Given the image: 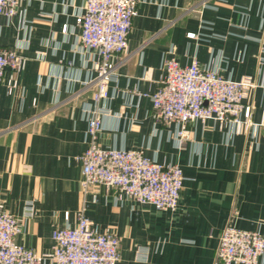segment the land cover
Returning a JSON list of instances; mask_svg holds the SVG:
<instances>
[{
  "label": "crops",
  "instance_id": "crops-1",
  "mask_svg": "<svg viewBox=\"0 0 264 264\" xmlns=\"http://www.w3.org/2000/svg\"><path fill=\"white\" fill-rule=\"evenodd\" d=\"M84 3L25 0L20 31L16 16L0 15V46L24 57L21 70L7 69L0 84V207L20 219L17 240L39 253L51 250L52 232L66 224L65 213L74 224L85 202L87 216L120 237L118 264H223L216 249L225 226L264 234V129L192 121L180 138L179 127L159 117L149 94L168 57L184 65L196 59L225 78L251 76L243 103L251 106V122L260 123L264 0L138 2L97 142L179 164L186 179L174 210L119 197L116 188L92 187L86 195L81 188L97 60L79 43L76 15ZM14 77L18 85L8 92Z\"/></svg>",
  "mask_w": 264,
  "mask_h": 264
},
{
  "label": "built area",
  "instance_id": "built-area-1",
  "mask_svg": "<svg viewBox=\"0 0 264 264\" xmlns=\"http://www.w3.org/2000/svg\"><path fill=\"white\" fill-rule=\"evenodd\" d=\"M24 1L0 0V15L16 16L19 31L26 24ZM138 2L85 0L76 15L81 47L97 54L94 106L89 109L88 146L81 155L80 184L85 195L92 187L105 186L116 188L119 197L126 196L158 210H174L186 179L179 164L159 162L147 157L141 149L100 146L97 142L103 116L110 112L104 101L110 95L109 85L117 79L118 61L128 51ZM23 63L24 57L15 49L0 46V84L7 69L18 73ZM164 71L157 89L149 96L159 117L179 127L180 138L185 136V125L192 121L213 120L221 126L238 127L248 123L253 133L264 129V117L260 123H252L251 106L243 103L245 90L253 84L251 76L239 80L225 78L217 68L202 67L196 59L184 65L174 56L164 61ZM17 85L16 77L11 78L7 82L8 92ZM85 205L84 202L77 212L74 224L69 223V213H65L66 224L53 230L52 249L43 253L17 240L20 219L0 207V264H37L40 259H50L55 264H118L120 237L110 229L102 231L87 216ZM27 211L31 213L32 207L28 206ZM140 256L145 260L147 253L142 251ZM216 259L223 264H261L264 234L228 224L220 234Z\"/></svg>",
  "mask_w": 264,
  "mask_h": 264
}]
</instances>
